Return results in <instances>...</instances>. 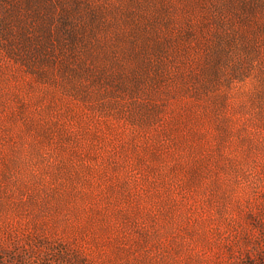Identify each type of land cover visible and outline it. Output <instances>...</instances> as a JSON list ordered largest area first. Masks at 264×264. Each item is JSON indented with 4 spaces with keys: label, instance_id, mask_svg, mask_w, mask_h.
Listing matches in <instances>:
<instances>
[{
    "label": "rangeland",
    "instance_id": "374dc122",
    "mask_svg": "<svg viewBox=\"0 0 264 264\" xmlns=\"http://www.w3.org/2000/svg\"><path fill=\"white\" fill-rule=\"evenodd\" d=\"M264 0H0V264H261Z\"/></svg>",
    "mask_w": 264,
    "mask_h": 264
},
{
    "label": "trees",
    "instance_id": "16d2710c",
    "mask_svg": "<svg viewBox=\"0 0 264 264\" xmlns=\"http://www.w3.org/2000/svg\"><path fill=\"white\" fill-rule=\"evenodd\" d=\"M250 264H254V263H250ZM261 264H264V261H263V262H261Z\"/></svg>",
    "mask_w": 264,
    "mask_h": 264
}]
</instances>
